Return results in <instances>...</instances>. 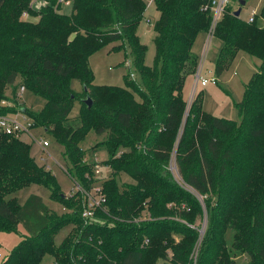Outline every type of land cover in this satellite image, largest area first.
I'll list each match as a JSON object with an SVG mask.
<instances>
[{
  "label": "trees",
  "instance_id": "1",
  "mask_svg": "<svg viewBox=\"0 0 264 264\" xmlns=\"http://www.w3.org/2000/svg\"><path fill=\"white\" fill-rule=\"evenodd\" d=\"M30 1L0 0V102L7 87L14 97L19 78L44 105L36 112L18 107L33 128L42 127L63 146L72 180L90 187L96 161L87 158L99 149L111 172L100 182L104 208L94 219L83 218L80 195H62L54 175L30 155V144L0 132V232H17L21 225L25 233L0 264H39L45 253L53 264H192L198 241L195 264H235L237 254L246 264H264V23H257L259 16L264 21V2L251 22L234 16L229 4L214 29L221 41L215 74L239 51L261 61L235 102L237 122L207 113L202 92L184 115L182 90L198 63L192 45L210 24V0H152L158 15L151 66L136 34L144 0H64L72 7L69 15L59 12L57 0H42L38 9L27 7ZM112 42H119L112 50L127 46L135 68L134 78L130 72L122 77L123 87L95 85L88 65L95 51ZM76 102L73 125L69 114ZM12 111L0 105V115ZM89 132L106 137L88 155L79 144ZM173 153L182 182L194 193L173 179ZM121 173L132 179L122 188ZM30 184L47 187L69 212L53 215L37 195L24 204L6 199ZM204 217L200 235L196 223ZM70 223L69 237L54 247L55 231ZM228 230L231 245L225 242Z\"/></svg>",
  "mask_w": 264,
  "mask_h": 264
},
{
  "label": "rangeland",
  "instance_id": "2",
  "mask_svg": "<svg viewBox=\"0 0 264 264\" xmlns=\"http://www.w3.org/2000/svg\"><path fill=\"white\" fill-rule=\"evenodd\" d=\"M151 0H144L146 4V10L142 17V20L139 22L136 28V34L140 40V42L145 45L146 55H145V64L148 66L152 65V60L154 56V49H153V38L154 34L152 31V23L149 25L146 22V19H150L154 22L157 19V11L154 7V4L148 6V2ZM230 6L232 9H237L239 7L237 1L229 0ZM246 3L244 6L241 7V11L239 16L242 19H246L251 12H254L257 16H259V12L263 5L264 0H245ZM58 3V2H57ZM44 5L42 0H31L27 7H31L38 9L39 6ZM59 12L61 14L69 15L71 13L72 7L70 6L69 1H63V3L59 4ZM25 10L21 13V18H23L22 14ZM257 23L262 25L264 21L258 18ZM207 34L205 31L199 32L197 37L193 42V53L195 54L197 60L199 61L200 55L204 49V43L206 40ZM119 42H112L109 45H105L102 48L95 51L88 58V65L90 66L93 76H94V84L99 85H115L119 87L124 86V81L122 77L127 74L128 72L135 73L134 64L129 56V49L125 45L126 50H112L113 45H118ZM221 41L214 37L209 45H208V52L205 59V68L211 70L212 74L214 75V66H215V59L221 49ZM127 52V55L125 56ZM196 60V61H197ZM261 61L258 60L253 55H250L246 51H239L231 60L230 66L225 69L220 75L215 74L214 76L217 77L218 83L216 85L208 84L203 87H198L195 90V95L202 92V107L203 109L214 117H220L227 120H234L239 122V113L238 109L235 106V102L240 101L244 95V89L246 84L249 82L251 78V74L257 70ZM192 74H190L191 76ZM131 78H134V74ZM186 84V91L184 95V99L186 101L185 104V112L184 115L187 113L188 110V102H189V95L190 89L192 86V82L190 85V79H187ZM16 88L18 89L21 85L20 79L17 78L14 81ZM72 89L75 92L81 93V85L79 81L72 80ZM11 87H7L5 94H10ZM20 104L23 103L25 108L36 112L42 109L44 105V99L39 96L33 95L29 90L25 89L20 96ZM194 98V96H193ZM192 98V100H193ZM135 99L139 101L138 96L135 94ZM191 100V101H192ZM191 103V102H190ZM190 105V104H189ZM79 104L78 102L74 103L72 109L70 110L69 114V123L76 124L78 122L77 115H78ZM186 116V115H185ZM30 134L34 139L37 138H44L47 142H49V146L43 150L38 146V144L34 143V141L26 134H22L19 138L24 142L30 144V155L32 158L35 159L37 165L39 164L45 170L49 171L52 175H54L57 185L60 187L62 195H66L69 193V190L72 188L73 180L67 169L70 167V163L67 161L66 157L63 156L64 148L58 142H55L53 137H51L48 133L44 132L42 127H34ZM106 137L105 134H94V132H89L83 139L82 142L79 144L82 150L88 155L90 154V147L94 144L104 140ZM174 153L172 154L168 169L172 173L173 179L177 182L181 183L178 168H176L175 164V157ZM87 157V156H86ZM107 157L104 150H97L94 157L87 158V161H96L98 162L101 167H99L100 177L107 178L110 175L111 170H109L105 165H102L100 161L104 160ZM97 158V159H96ZM117 181L120 183L121 188L124 184L132 182V179L121 173L118 175ZM183 185V183H181ZM30 195H37L40 196L42 202L46 204L49 208L50 213L53 215L61 216L68 213L67 207L58 200H53L50 197L49 189L41 184H30L24 186V188L10 194L7 196L6 199L9 197H15V200L19 204H24V201ZM206 221V217H204L201 221H198L196 224L204 225ZM73 225L70 223L69 225H64L55 231L53 236V246L59 247L63 241L69 237L70 231ZM24 230L22 229L21 225H18L17 232H10V233H2L0 232V260L5 258L12 250V248L20 241L22 235H24ZM22 239V238H21ZM175 239H178V236H175ZM232 241V231L228 230L225 233V242L227 245H231ZM235 264H246L247 258L244 255L237 254L235 256ZM53 258L49 253H45L42 255L39 264H53ZM157 264H170L169 262L161 259L157 262Z\"/></svg>",
  "mask_w": 264,
  "mask_h": 264
},
{
  "label": "built area",
  "instance_id": "3",
  "mask_svg": "<svg viewBox=\"0 0 264 264\" xmlns=\"http://www.w3.org/2000/svg\"><path fill=\"white\" fill-rule=\"evenodd\" d=\"M59 3H63L64 0H57ZM152 0L148 2V6L151 5ZM209 10H210V24L205 31L207 34L205 43H204V49L200 55L199 61L197 60V66L195 69V72L192 74L193 82L190 89V95H189V102L188 106L195 95V90L198 87H203L208 84L216 85L218 82L217 77H215L212 72L209 69L205 68V56L206 52L208 50V45L210 41L214 38V29L218 21L222 18V14L225 10V8L231 3L229 0H210L209 1ZM23 18H27V13L24 12L22 14ZM255 16L254 12H251V14L246 18L247 21H253V18ZM147 24L153 23L150 19H146ZM152 26V25H151ZM130 78L133 76V73H129ZM25 90L23 85H20V87L16 90L14 97H11V94L6 93V98L2 99L0 102V105L3 107H14L15 111L7 112L4 115H0V132L3 134L12 135L15 138H20L22 134L28 135L34 143L38 144L40 148L45 150L46 147L49 146V142L46 141L44 138H37L34 139L32 135L30 134L32 127V120L31 118L25 113L22 108L18 107L20 106V96L21 93ZM99 167L101 165L96 162V164L93 165L92 171L93 174L90 177L91 178V184L90 187L85 188L81 186L77 181L73 180L72 188L69 190V193L66 194L67 197L75 196L76 194L80 195V201L82 204V210H81V216L86 219H94L95 212L97 210H102L105 205V197L104 193L102 191V186H100L101 177ZM89 178V177H88ZM181 180V178H180ZM179 183V182H178ZM181 183L182 180H181ZM180 183V184H181ZM182 185V184H181ZM187 190H193L188 187L185 183L183 185ZM194 193V192H193ZM199 198V197H198ZM204 225H201V228L199 230L200 235L204 232ZM199 242V241H198ZM197 242L191 258H193V263L195 264L196 261V254H197V248L199 243Z\"/></svg>",
  "mask_w": 264,
  "mask_h": 264
},
{
  "label": "water",
  "instance_id": "4",
  "mask_svg": "<svg viewBox=\"0 0 264 264\" xmlns=\"http://www.w3.org/2000/svg\"><path fill=\"white\" fill-rule=\"evenodd\" d=\"M239 1H240V7H238L237 9H235V10L233 11V15H234V16H237V17H239V14H240V11H241V7L244 6V4L246 3L245 0H239ZM84 102L86 103L87 106H90V105H91V100H90V98H86V99H84Z\"/></svg>",
  "mask_w": 264,
  "mask_h": 264
},
{
  "label": "crops",
  "instance_id": "5",
  "mask_svg": "<svg viewBox=\"0 0 264 264\" xmlns=\"http://www.w3.org/2000/svg\"><path fill=\"white\" fill-rule=\"evenodd\" d=\"M157 15H158V13H157ZM208 48H209V47H208ZM192 52H193V48H192ZM207 52H208V50H207ZM207 52H206V55H207ZM205 59H206V56H205ZM204 62H205V60H204ZM187 79H190V85H191V82H193V78H192V76H188ZM187 82H188V81H187ZM187 82H186V84H187ZM217 83H218V82H217ZM217 83H216V84H217ZM186 84H185V86H184V88H183V90H182V93H183L184 95H185V91H186V88H187V87H186ZM22 236H23V235H22ZM22 236H21V238H22ZM21 238H20V241L22 240Z\"/></svg>",
  "mask_w": 264,
  "mask_h": 264
}]
</instances>
